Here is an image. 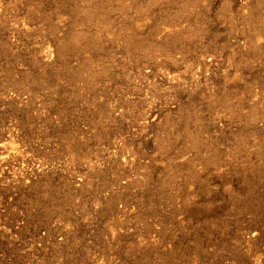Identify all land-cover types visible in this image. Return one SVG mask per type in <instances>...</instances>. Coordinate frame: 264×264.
Here are the masks:
<instances>
[{"label": "rangeland", "instance_id": "1", "mask_svg": "<svg viewBox=\"0 0 264 264\" xmlns=\"http://www.w3.org/2000/svg\"><path fill=\"white\" fill-rule=\"evenodd\" d=\"M0 264H264V0H0Z\"/></svg>", "mask_w": 264, "mask_h": 264}]
</instances>
